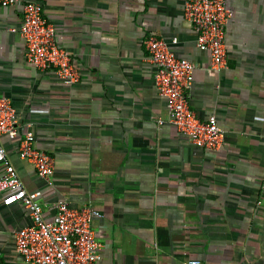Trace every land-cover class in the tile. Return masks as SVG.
<instances>
[{
    "label": "crops",
    "instance_id": "0c3cea01",
    "mask_svg": "<svg viewBox=\"0 0 264 264\" xmlns=\"http://www.w3.org/2000/svg\"><path fill=\"white\" fill-rule=\"evenodd\" d=\"M29 1L43 6L81 76L70 87L29 64L21 7H0V96L19 126L3 144L23 187L44 190V219L54 220L64 201L102 214L92 225L104 244L101 264H264V0H225L232 16L219 72L198 47L184 0ZM152 35L193 63L190 107L225 131L218 153L169 122L148 60ZM29 131L54 159L48 180L18 155ZM3 199L0 264H27L15 232L33 220Z\"/></svg>",
    "mask_w": 264,
    "mask_h": 264
},
{
    "label": "built area",
    "instance_id": "2783aa9c",
    "mask_svg": "<svg viewBox=\"0 0 264 264\" xmlns=\"http://www.w3.org/2000/svg\"><path fill=\"white\" fill-rule=\"evenodd\" d=\"M20 6L23 14L21 36L25 42V57L40 70L52 69L57 79L67 86H76L81 76L71 54L57 43L56 28L47 22L43 6L29 0H0V7ZM183 13L197 34L198 47L208 52L212 69L226 68V25L232 11L225 0H184ZM148 60L155 67V86L168 100L169 122L194 145L210 154L224 146L225 131L216 118L200 120L191 110L188 91L192 87L195 67L184 58H178L169 45L156 35L147 42ZM163 123V122H161ZM19 137L17 111L12 102L0 96V193L6 207L21 205L33 225L15 232L17 252L27 264H101L104 244L95 237L92 225L103 218L94 209H76L64 201L58 205L54 220L44 219L40 198L44 190L28 192L16 168L8 161L3 138ZM35 136L29 131L18 144V155L29 163L38 175L48 180L55 173L54 159L34 145ZM191 261L190 264H199Z\"/></svg>",
    "mask_w": 264,
    "mask_h": 264
}]
</instances>
